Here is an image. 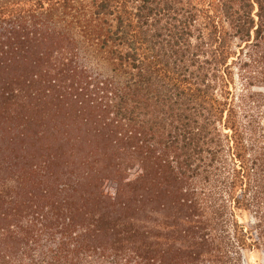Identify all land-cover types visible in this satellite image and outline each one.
I'll return each instance as SVG.
<instances>
[{"label":"trees","instance_id":"obj_1","mask_svg":"<svg viewBox=\"0 0 264 264\" xmlns=\"http://www.w3.org/2000/svg\"><path fill=\"white\" fill-rule=\"evenodd\" d=\"M254 86L264 0H0V264H246Z\"/></svg>","mask_w":264,"mask_h":264},{"label":"rangeland","instance_id":"obj_2","mask_svg":"<svg viewBox=\"0 0 264 264\" xmlns=\"http://www.w3.org/2000/svg\"><path fill=\"white\" fill-rule=\"evenodd\" d=\"M234 90L237 93L241 91L240 81H239V78L236 77V75H235V89ZM251 91L261 93V96H259V99L257 96L255 97L258 99V101L256 102V104H258L256 111L258 113H264V87L254 86L252 87ZM262 123L264 124V118L262 119ZM238 220H239V223H245V222L250 221V217L248 216L239 217ZM244 260L246 264H264V249L255 250L251 252L250 254H246Z\"/></svg>","mask_w":264,"mask_h":264}]
</instances>
